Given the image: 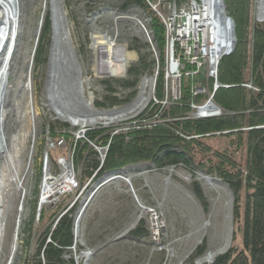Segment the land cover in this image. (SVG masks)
<instances>
[{
    "label": "trees",
    "instance_id": "16d2710c",
    "mask_svg": "<svg viewBox=\"0 0 264 264\" xmlns=\"http://www.w3.org/2000/svg\"><path fill=\"white\" fill-rule=\"evenodd\" d=\"M229 15L236 24L237 44L231 54L219 62L218 81L214 100L223 109L216 117L188 118L192 103L204 102L207 95H194L193 86L200 84L214 90V81L207 80L200 72L182 78L181 98L163 106L152 101L137 118L136 124L94 127L77 138L66 122L60 126L66 131L56 132L52 126L51 137L57 142L64 136L75 150L76 163H87L86 172L93 168L98 175L125 166L153 162L157 168L183 164L188 169H199L225 182L234 197V237L231 248L217 256L212 264H264V23L253 22V0H224ZM142 7L149 18L154 33V43L159 51V72L155 94L158 100L165 97L166 31L161 18L145 0H125L123 9ZM51 42V20L47 15L36 63L47 59ZM155 62L148 54L141 56L137 67L130 72L136 75L151 72ZM252 82L255 89L246 84ZM109 87L104 100L95 102L98 108L123 104L131 99H120ZM135 81H127L132 86ZM144 119L147 120L144 124ZM108 145L104 163H91V155H97L96 147ZM91 161V162H90ZM92 167V170H89ZM193 191L202 200L204 195L198 183ZM62 209V208H61ZM76 208H64L50 212L42 208L33 213L26 226V245L36 237L35 250L26 264H75L73 257L66 258L74 244V214ZM43 226L35 230L36 217ZM135 235L148 234L142 220ZM241 245H237V237ZM204 247L197 249L202 254ZM207 264V263H206Z\"/></svg>",
    "mask_w": 264,
    "mask_h": 264
},
{
    "label": "rangeland",
    "instance_id": "374dc122",
    "mask_svg": "<svg viewBox=\"0 0 264 264\" xmlns=\"http://www.w3.org/2000/svg\"><path fill=\"white\" fill-rule=\"evenodd\" d=\"M67 12L69 30L78 61L82 68L85 94L90 97L93 93L95 106L96 101L104 100L108 94L109 87L104 81L114 88V95L120 99L128 98L130 94L131 99L123 104H118L106 108H99L103 110L111 109L115 106H124L127 103L133 102L140 92L142 79L145 75L154 77L155 71L159 64V51L154 43L152 29L149 25V18L144 9L139 6H131L127 10L123 9L125 0H62ZM45 0H19L20 4V30L18 52L16 53V66L8 77V82L13 88L7 90L5 93V102L10 109L6 114V122L4 126V141L8 143L12 153L15 155L17 166L21 173L27 165L29 158H31V171L25 180L26 196L24 198L21 220L19 223V230L16 240V251L10 264H26L29 256H32L35 250L37 238L35 237L30 246L26 245L27 233L26 226L31 219L35 210L38 213V205L40 201L41 186L44 181L45 167L47 164V156L49 157L50 168H57V161L60 157L69 156V144L67 147L51 148L49 146V138L52 131V126H57L56 132L62 131L63 126L60 123L63 121L56 118L55 113L47 105V98L45 94V79L48 68L49 48L46 52L47 59L43 63H36V55L32 68V82L34 88V98L36 106V139L30 136L31 126L29 125V114L27 111L28 93L21 90L19 92L17 85L20 83V88L25 82V74L29 67V59L33 53L36 39L38 36V29L44 8ZM225 2V1H224ZM226 4V3H225ZM227 8V6H226ZM255 1L253 0V12H255ZM228 12V10H227ZM229 14V13H228ZM47 15H50V7L47 10ZM46 15V17H47ZM252 20L257 23L255 16L252 15ZM135 19V20H134ZM46 21V20H45ZM45 22L42 26L40 39L43 34ZM115 36L117 43L126 45V49L132 54L133 58L128 61L127 74L123 77L99 76L95 71L96 55L92 48L93 35L96 33H104ZM40 45V40L38 47ZM236 48V47H235ZM38 49V48H37ZM155 50V51H154ZM37 53V52H36ZM148 54L149 60L155 62V66L151 72H141L136 75L130 72L132 67H137L140 63L141 56ZM127 81H135L132 86H127ZM15 86V87H14ZM152 98L151 102L153 101ZM150 104V102H149ZM8 108H4L6 111ZM98 108V107H97ZM67 123V122H66ZM69 124V123H68ZM70 125V124H69ZM101 125V124H99ZM97 126V125H96ZM77 138H81L79 134V127L70 125ZM52 138V137H51ZM18 144V150L16 145ZM50 148V150H49ZM47 152L49 155H47ZM101 158L100 152L97 155H91V163ZM74 161V169L76 173V183L79 187L70 188L64 194H59L55 198L43 205L50 212L56 210L64 211L70 208H76L75 214L81 208L87 199L88 188L85 185L88 182L89 174L86 172V164L83 162L76 163L75 154L72 157ZM5 162L0 159V172L6 167ZM89 170H92L90 167ZM126 172L135 174L132 183L137 194V197L131 191L132 198L137 205V215L142 214V218L146 226L149 227L151 220L148 208H156L162 215L165 221L164 233L160 242L150 241H136V245L132 248L137 249V253L146 256L145 260L139 259L133 261V264H197V260L204 256L212 246L220 244L223 241L224 234L215 235L218 226L222 228L223 216L216 211V207L223 206V201L230 200L232 206L233 216V235L235 233L234 225V197L233 193L228 188L229 192H224L220 196L216 192L207 190L204 184L198 180V174L202 172L199 169H188L183 164L178 166L168 165L164 168H157L153 162L144 165H138L133 169H127ZM92 173L95 177L92 183H95L103 175H98L93 168ZM204 173V172H202ZM92 174V175H93ZM126 180L115 178L113 180ZM74 182V186L75 183ZM198 183L202 189L204 199H200L193 191L194 183ZM78 186V184L76 185ZM129 186V185H128ZM85 187V188H84ZM130 188V187H129ZM98 192L93 195L91 206L86 207L80 222V234L78 238L86 240L88 234H84L88 208H95L98 202ZM104 196V195H103ZM108 203L110 204L113 197L106 195ZM5 200V199H4ZM8 200L7 207L2 209L1 219L4 222V233L0 239V264H8L9 250L12 245L14 235V216L16 210V199L6 198ZM5 200V201H6ZM11 200V201H10ZM140 205L146 207L142 209ZM62 208V209H61ZM107 208V207H106ZM111 208V206L109 207ZM209 222L208 226L205 222ZM43 226L42 221H38L36 217L35 230L36 232ZM224 231V230H223ZM222 236V237H221ZM201 242L198 244V241ZM240 237H237V245H241ZM146 242V244H145ZM233 243V239H232ZM230 245V248L232 246ZM202 246L204 252L197 254V249ZM83 247L79 243L77 252ZM229 248V249H230ZM125 249H121L124 251ZM70 253H74L71 250ZM111 264H123L122 260L112 261ZM206 264V263H203Z\"/></svg>",
    "mask_w": 264,
    "mask_h": 264
},
{
    "label": "bare ground",
    "instance_id": "6f19581e",
    "mask_svg": "<svg viewBox=\"0 0 264 264\" xmlns=\"http://www.w3.org/2000/svg\"><path fill=\"white\" fill-rule=\"evenodd\" d=\"M254 1L257 2L259 0H254ZM145 2L147 3L146 0ZM44 3L46 4L47 10L49 7H50V10H52L53 27H54V32L56 36V34H58L60 31V27L63 26L62 11L60 10L58 3L54 0H45ZM208 4H209L208 7L212 9V12H214V9L216 8V4H218V1L208 0ZM263 4H264V1L262 2V9L260 10V13H264ZM147 5L153 10V8L148 3ZM220 10H222V7L219 8V12ZM19 11H20L19 0H0V22H2L0 26V126H2V131L0 132V159L5 162L4 164H6L5 165L6 168L4 170H1L0 172V204H2L3 207L5 206L7 207V204L9 201L6 200V198L7 199L15 198L17 201L16 210L13 213L15 222L13 225L14 235H13L12 245L10 246V250H9L10 255L14 254L16 251L17 238L15 236H16V233L18 234L17 224L20 223L22 213L24 212L22 201L24 202V198L26 196V191H27L25 187V180H26L27 175L31 171V163H32L31 158H29V161L24 168V172L21 173L19 170V167L17 166L15 155L12 153L13 151L11 150L9 144L5 143L4 136H3L5 132L4 126L6 122V114L10 110L8 108L7 103L5 102L4 97H5V93L7 92V90H10L13 88V85L10 86L8 82V77H9V74L14 69L18 68L16 66V56L15 55L18 52V43H19L18 41L20 38L19 37V30H20ZM92 48L97 57L95 61V71L97 75L99 76L105 75V76H110V77H123L127 74V64H128V61L133 58V56L131 53L127 51L125 44L120 45L117 43V39L115 36H111L107 34L106 32L94 34ZM217 57H219V55ZM31 58H32V54L29 59L28 70L25 74V82L22 84L21 88L19 87L20 86V83H19V85H17L18 87L17 90L19 92H21L22 90L28 93V100H27L28 107H27L26 113L29 114L28 121H29V125L31 126L30 136L32 139L33 138L36 139L35 130H36L37 112H36V106H35L33 82L31 80L32 68H33L31 67L33 64L30 66ZM48 69H49V66L47 68V74H48ZM158 72H159V64L155 71L156 75L154 77L149 76V75H145L143 77L139 95L134 100V103L130 106H127L125 109H122L123 106L121 107L115 106L116 107L115 109L117 110H114V112L97 114V115L90 117L86 121L70 119V118H66V119L69 121L70 125L74 127H79L80 130H85L84 132H81V133H84L85 135V132L90 128L104 127L99 124L107 123L108 124L107 127L115 126V122H118L119 119L123 120V119L134 117L135 114L139 110H141L143 107H145L148 104L146 106L147 108L149 106V102L151 103V100L154 96V80L157 81ZM220 86H221V83H220ZM90 97H92V100L94 102V96L92 92L90 93ZM4 108H8V109L5 111ZM145 109L142 110V112L145 111ZM110 110H112V108ZM55 116L57 117L56 114ZM50 139L52 140L51 135H50ZM17 147H18V144L16 145V148ZM74 154H75V150H74ZM48 159L49 157L47 156V164L45 167V180L43 181V184L41 186L42 187L41 197H42V200L45 201V203L55 198V196H57V194H60L62 190H68V187H72L74 180H75V169L68 162H64L66 165V168L68 169L67 170L68 173L67 175H65V177H54V179L53 177L49 178L50 164H49ZM123 168L117 169V170H122ZM122 173L123 171L119 173H112L111 175L107 177V180L120 178V176H122ZM198 180H200L204 184L207 190L216 192L220 196H223L224 192L226 193L229 192L228 186H226L225 184H222L220 181L214 178L206 176L205 173L200 172L198 175ZM94 194L95 192H92L91 195L87 197L82 208L87 207L89 201L91 200ZM45 203H42V204L44 205ZM216 211L222 214L224 220H223V224H221L222 228L218 226V230L215 235H220L222 234V232H226V234H224V237H223L224 239L222 242H220V244H215L214 246H212L210 250L204 256L200 257L197 260L198 264H203L205 263L206 260L210 259L211 257L213 256L215 257L219 253L224 252L230 245V239L232 238V235H233L231 201L230 200L223 201V206L222 207L219 206V208L216 207ZM2 212H3L2 209H0V239L3 236V233L5 231L4 222L1 219ZM84 212H85V209H84ZM142 214H143L142 212L139 213L138 217L141 216ZM205 224L206 225L204 226H208L210 224V221L209 222L206 221ZM77 235H80L79 231H77ZM10 255H9V258H10Z\"/></svg>",
    "mask_w": 264,
    "mask_h": 264
},
{
    "label": "built area",
    "instance_id": "2783aa9c",
    "mask_svg": "<svg viewBox=\"0 0 264 264\" xmlns=\"http://www.w3.org/2000/svg\"><path fill=\"white\" fill-rule=\"evenodd\" d=\"M146 1L161 18L166 31L165 97L162 100L157 99L155 94L156 81L154 80L153 101L158 104H162L163 106L170 105L178 101L181 98L182 78L184 76L188 77L198 75L200 72H202L208 81H214V90L212 93H210L207 84H197L193 86L194 95H207L208 98L201 103H192L190 105L191 110L188 113V118H207L222 115L223 109L215 102L214 94L217 88L220 86V83L218 82V67L220 59L224 55L222 57H217L220 55L219 53H221V49L219 48L221 41L220 37L218 36L219 28L217 26L216 19L214 18L212 9L208 7V0ZM263 1L264 0H259L255 2L256 8L254 12L256 20L262 23H264V13H260V10L262 9ZM152 34L154 35L153 31ZM246 85L248 88L255 89L252 82ZM140 114L141 113L134 117L115 122V126L125 125L126 123L136 124L137 120L134 119ZM146 122L147 120L144 119V124H146ZM62 131H66V128L62 129ZM79 134H82V137H84V133ZM49 141V146H51V148L67 147V141L64 136L61 137L57 142L52 141L50 138ZM94 146L101 154L100 165H102L107 154L108 145L104 147H98L96 145ZM68 149L71 159L60 157L56 162L57 168H50L49 178L53 177L54 179V177H65V175H67L68 169L66 168L64 162H68L74 168V164L72 162V157L74 156V146L70 144ZM132 166H128L126 169H130ZM96 172H98V169ZM94 177L95 175H93L85 185L88 190L93 184L92 180ZM123 178H125L127 181H130L129 177L123 176ZM75 181L76 177L74 182ZM77 184L78 186H76ZM74 187H77L78 189L79 183H76L75 186L73 183L72 187H68V190H62L60 194H64L69 191L70 188ZM130 189H132V187ZM58 195L59 194H57V196ZM41 196L42 191L40 194V200H42ZM147 210H149L151 217L148 227L150 238L154 242H160L164 233L165 221L161 213L156 208H148ZM78 231L80 232V228ZM74 234V244L70 247V252L73 250L74 253H69L65 255V257H73L75 259V264H87V258L90 251L81 249L79 252H77L78 244H82V241L80 238H78L75 230Z\"/></svg>",
    "mask_w": 264,
    "mask_h": 264
},
{
    "label": "water",
    "instance_id": "95a60500",
    "mask_svg": "<svg viewBox=\"0 0 264 264\" xmlns=\"http://www.w3.org/2000/svg\"><path fill=\"white\" fill-rule=\"evenodd\" d=\"M54 1L58 3L59 8L62 11L63 26L60 27L59 33L56 34L55 36L53 20H52L53 13H52V10H50L51 42H50L49 58H48L49 69H48V74H46L47 76L45 79V94H46V98L48 102L47 105L57 115L56 117L57 119L63 122H67V123H69V121L66 118L86 121L90 117L97 115V114L114 112V110H117L115 109L116 107L112 108V110L110 109L102 110V109L97 108L96 106L93 105L92 97H87V95L85 94V86H84L85 84H84L82 68L78 61V57L75 52L73 42L71 40L66 9H65V6L62 0H54ZM217 1H218V4H216V8L214 9L213 15H214V18L216 19V23L219 28L218 36L221 38L220 40L221 41L220 42L221 53H219L220 54L219 56L222 57L223 55L231 54L234 51L236 44H237V34H236L235 21L228 14L224 0H217ZM220 7H222V10H220L219 12ZM46 15H47V7H46V4L44 3V8H43L39 30H38V36H37L35 47L32 53L30 66L34 64V58L37 52L42 26L46 20ZM1 23L2 22H0V26H1ZM31 67H33V65ZM31 80H32V75H31ZM133 103L134 101L131 103H127L125 106L122 107V109H125L127 106H130ZM146 106L143 107L141 110H139L135 114V116L138 115L140 112H142V110H144ZM120 120L121 119H119V121ZM101 125L104 127L108 126L107 123H103ZM1 131H2V126H0V132ZM84 131L85 130H80L79 133L84 132ZM34 141L35 139L33 138V142ZM123 170L124 168L122 170L109 171L105 175L106 176L105 178L107 179V177L111 175L112 173H119ZM206 176L214 178L220 181L222 184H225L226 186H228L220 178L213 177L209 174H206ZM42 201L43 200L39 201V205L37 209L38 215L40 214L42 210V203H44V201L43 202ZM140 206L144 208L142 205ZM84 209L85 208H82V207L79 208V211L75 216V219H74L75 233H77V231L79 230V225H80V221H81V217L84 212ZM141 218H142V215L138 217L137 223H139ZM232 224H233V219H232ZM17 228H18L17 230H19V223L17 224ZM17 235L18 234L16 233V236H15L16 238H17ZM232 239L233 238L230 239V245L232 243ZM201 240L202 239L198 241V244L201 242ZM230 245L224 252L219 253L215 257L214 256L211 257L210 259L206 260L205 263L212 264L216 260L217 256L225 254L229 250ZM13 256L14 254L10 255V258L7 261L8 264L11 263Z\"/></svg>",
    "mask_w": 264,
    "mask_h": 264
},
{
    "label": "crops",
    "instance_id": "0c3cea01",
    "mask_svg": "<svg viewBox=\"0 0 264 264\" xmlns=\"http://www.w3.org/2000/svg\"><path fill=\"white\" fill-rule=\"evenodd\" d=\"M98 160L100 161V159ZM72 162L74 164L73 159ZM135 167L132 166L130 169ZM125 169L120 178L126 180L123 178V176H126L129 177L130 181L126 180L124 182L119 179L113 181L107 180L105 178L107 172H105L87 191V196L91 195L93 191H96L95 193L98 192V197H100L95 208H88L84 234H88L89 236L86 237V240L83 239L84 236L82 238L80 237L82 249L90 251L87 264H111L112 261L116 260H122L123 264H133V261L138 260V255L140 257L139 259H146L144 253L140 256L142 253L138 254L136 252L137 249H133V246H131V244L135 246L136 241H141L143 244V241H150L151 238L148 226H146L148 234L135 235L133 233L139 225L137 223V205L132 198L129 188L130 185L133 186L132 179L135 174L126 172L127 169ZM92 174L89 175L90 177L88 179L94 175ZM109 194L113 197L110 204L106 196ZM91 200L88 203L89 206H91ZM110 206L111 208H109ZM78 211L79 209L76 214ZM76 214L74 215L76 216ZM121 249L125 250L121 251Z\"/></svg>",
    "mask_w": 264,
    "mask_h": 264
}]
</instances>
